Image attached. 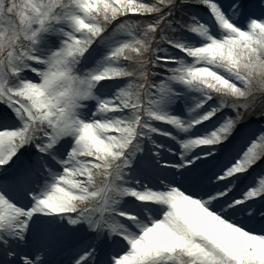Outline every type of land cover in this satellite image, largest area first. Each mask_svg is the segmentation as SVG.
<instances>
[{"label":"snow or ice","instance_id":"snow-or-ice-1","mask_svg":"<svg viewBox=\"0 0 264 264\" xmlns=\"http://www.w3.org/2000/svg\"><path fill=\"white\" fill-rule=\"evenodd\" d=\"M0 264H264V0H0Z\"/></svg>","mask_w":264,"mask_h":264}]
</instances>
